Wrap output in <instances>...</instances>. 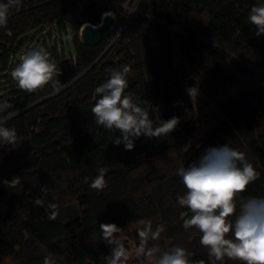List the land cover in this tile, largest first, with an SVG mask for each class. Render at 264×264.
I'll use <instances>...</instances> for the list:
<instances>
[{"label":"trees","instance_id":"obj_1","mask_svg":"<svg viewBox=\"0 0 264 264\" xmlns=\"http://www.w3.org/2000/svg\"><path fill=\"white\" fill-rule=\"evenodd\" d=\"M256 2L23 0L10 12L0 27V100L20 110L6 125L16 128L20 143L14 149L0 143V264H43L49 254L57 264H105L110 249L99 224H117L121 237L136 246L141 219L153 227L166 224L155 242L161 248L178 244L208 264L200 233L182 227L190 213L176 203L186 191L176 170L204 149L228 143L261 174L242 195L264 196V35L255 36L247 19ZM106 12L115 20L113 30L98 44L84 45L80 27L100 23ZM36 46L45 47L62 70L56 94L50 86L29 94L11 80L20 56ZM124 64L131 66L126 91L151 102L154 126L180 118L174 132L142 136L131 151L108 140L91 113L106 70ZM191 80L206 89L215 110L199 133L185 91ZM101 167L108 169V187L97 192L89 185ZM13 176L21 185L10 190L3 180ZM44 184L50 190L45 203L60 207L54 221L34 204Z\"/></svg>","mask_w":264,"mask_h":264},{"label":"clouds","instance_id":"obj_2","mask_svg":"<svg viewBox=\"0 0 264 264\" xmlns=\"http://www.w3.org/2000/svg\"><path fill=\"white\" fill-rule=\"evenodd\" d=\"M22 2L0 0V27L7 26L10 12L19 10ZM247 19L256 29L255 36L264 35V0H257L250 8ZM106 71L107 79L94 89L95 103L91 113L96 125L107 130L108 140L115 146L123 145L125 151H131L136 140L142 136L160 138L177 129L180 118L176 116L161 120L158 126H154L150 118L154 109L151 102L141 101L134 93L126 91L130 65ZM61 75L56 59L43 46L26 50L10 71L16 87L29 94L42 91L46 86H50L52 94H56L61 90L58 79ZM185 91L192 103L197 101V86L187 87ZM182 103L177 102L178 105ZM4 113L7 114L0 115V143L14 149L20 143V137L14 126L6 125L8 120L20 115V110L8 100H0V114ZM117 131L119 136L109 135ZM107 172L106 167L99 168L98 174L92 178L90 189L97 192L106 189ZM176 174L186 190L183 195L177 196L176 203L190 213L182 217V227L185 231L194 228L200 233L199 244L207 250L208 264H226L228 261L233 264H264V196L242 195L249 185L260 179L261 174L246 154L228 143L210 146L187 167H179ZM3 184L10 190L15 189L21 185V177L4 179ZM49 192L47 185H42L34 204L43 207L47 219L54 221L60 214V207L54 202L45 203ZM52 199L55 200V196ZM136 223L138 244L134 249L127 247L121 237L124 229L115 223L99 224L100 238L110 249L102 257L105 264H206L203 259H192L194 254L178 244L163 249L155 243L166 231L165 223L155 227L150 219H141ZM43 264H57V260L49 254L44 257Z\"/></svg>","mask_w":264,"mask_h":264},{"label":"rangeland","instance_id":"obj_3","mask_svg":"<svg viewBox=\"0 0 264 264\" xmlns=\"http://www.w3.org/2000/svg\"><path fill=\"white\" fill-rule=\"evenodd\" d=\"M190 83L191 86L195 85L199 88V96L197 98V101L196 102L193 101L200 122L198 127V133H199L203 129H205L211 123V120L214 118L215 115L214 104L213 101L209 98V93L199 82L191 80ZM122 238L125 239V237ZM125 242L127 243L130 249H134L135 246L129 239L127 240L125 239ZM130 264H134V262H130Z\"/></svg>","mask_w":264,"mask_h":264},{"label":"water","instance_id":"obj_4","mask_svg":"<svg viewBox=\"0 0 264 264\" xmlns=\"http://www.w3.org/2000/svg\"><path fill=\"white\" fill-rule=\"evenodd\" d=\"M114 18L110 12L104 13L100 23L94 25L89 22L84 23L80 27V40L84 45L94 46L114 28Z\"/></svg>","mask_w":264,"mask_h":264}]
</instances>
